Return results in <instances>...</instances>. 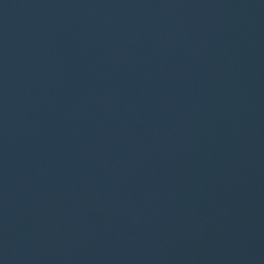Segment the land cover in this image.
<instances>
[{"label":"water","instance_id":"obj_1","mask_svg":"<svg viewBox=\"0 0 264 264\" xmlns=\"http://www.w3.org/2000/svg\"><path fill=\"white\" fill-rule=\"evenodd\" d=\"M0 264H264V0H0Z\"/></svg>","mask_w":264,"mask_h":264}]
</instances>
